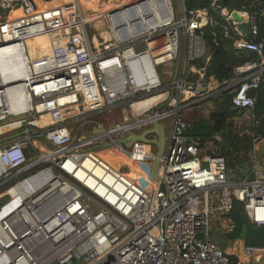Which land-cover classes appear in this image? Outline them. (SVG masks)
Instances as JSON below:
<instances>
[{
  "label": "built area",
  "instance_id": "built-area-1",
  "mask_svg": "<svg viewBox=\"0 0 264 264\" xmlns=\"http://www.w3.org/2000/svg\"><path fill=\"white\" fill-rule=\"evenodd\" d=\"M185 1L135 0L113 10L111 14L132 8L129 22L123 24L127 32L134 27L139 31L127 39L112 35L95 44L87 39L85 20L73 2L46 7L52 0H0V48L14 51L22 70V79L0 84V137L20 134L0 145V215L18 202L0 216V264H264L260 260L264 247L244 246L241 253L247 262L240 263L211 240V215H226L234 201L242 204L252 225L264 226V172L254 148L251 177L233 179L224 158L207 154L199 139L188 135L193 124L179 115L182 107L165 106L157 112L170 90L180 95L186 84L194 90L210 89L207 99L232 89V106L245 110L251 123L259 126L264 115L254 117L255 99L247 93L257 90L264 79L262 44L249 41L240 30L244 25L256 38L255 16L237 11L242 18L237 22L232 17L235 11L220 9V27L233 48L256 53L259 61L235 68L233 77L223 83L206 81L203 64L196 71L198 77L189 81L190 64L205 58L199 31L208 17L204 11L186 10ZM17 10L20 16L10 19ZM38 36L50 39V49L31 58L26 41ZM175 62V77L160 71ZM14 82L28 100L23 110L16 104L8 107L4 100L3 89ZM159 96L163 98L146 112L156 111L153 115L159 120L168 117L169 130L158 182L145 189L127 176L124 165L117 169L84 146L110 132L113 140L128 137L130 144L140 147L143 143L126 132L130 127L152 128L155 121L142 117L131 126L108 127L93 121ZM43 114L49 123L40 127L35 121ZM91 124L100 132L92 129L95 133L86 134ZM151 136L146 138H156ZM258 141L253 138L254 146ZM114 147L110 150L126 155ZM150 151L154 155L151 144L143 155L136 153L144 157ZM31 155L35 159L28 165ZM44 157L48 159L42 161ZM144 163L154 180L150 162ZM33 179L42 183L39 190L18 191L15 198L9 194ZM14 223L24 228L18 231ZM32 240L50 245V262H41L43 252L27 246Z\"/></svg>",
  "mask_w": 264,
  "mask_h": 264
},
{
  "label": "trees",
  "instance_id": "trees-1",
  "mask_svg": "<svg viewBox=\"0 0 264 264\" xmlns=\"http://www.w3.org/2000/svg\"><path fill=\"white\" fill-rule=\"evenodd\" d=\"M212 2L213 0H186L184 5L188 11L200 10L207 13L208 23L199 34L211 60L202 75L205 80L213 77L217 82L223 83L233 77L235 68L247 62L259 61L260 56L253 52L236 50L233 48V42L223 37L220 28L223 23L220 9L229 12L246 10L248 14L255 16L258 35L252 39V42L262 44L264 58V0H258L255 4L253 0H217L216 8L212 6ZM192 64L200 68L202 63L195 61ZM198 75L196 72L190 73L188 80L193 81ZM257 93L264 100V79L258 86ZM231 99L232 93L229 92L210 98L211 101L213 100L214 110L206 117L200 116L192 118V121L188 120L193 124V129L188 135L199 139L203 147L207 148V154L213 153L224 158L229 175L239 180L251 177L253 138L259 137V141L264 140V121L262 120L259 126L251 123L249 131L240 134L233 127L232 122L235 118L243 116L245 110L234 108ZM210 100L208 99L209 102ZM252 113L258 118L264 114V108L255 105ZM223 217L227 219L231 229L224 232L222 237H218L214 231L211 232V240L218 246L241 241L244 246L264 247V226L252 225L240 202L234 201L232 209Z\"/></svg>",
  "mask_w": 264,
  "mask_h": 264
},
{
  "label": "bare ground",
  "instance_id": "bare-ground-1",
  "mask_svg": "<svg viewBox=\"0 0 264 264\" xmlns=\"http://www.w3.org/2000/svg\"><path fill=\"white\" fill-rule=\"evenodd\" d=\"M52 1H54V0H52ZM60 1H63V4L72 3V2H68L67 0H60ZM69 1H72V0H69ZM75 1H77L75 3L73 2V4L75 6H77L79 4L82 7V3H81L80 0H75ZM133 1H135V0H130V1L123 0V2L121 0H111L109 2L110 3L109 7L107 6V4L105 6L101 5L103 3V0H95V1H93V3L90 4L91 8L89 10H87V12L90 13V19H92L93 17L95 18V16L100 14V13H102V15H104L106 9L109 10L104 15V18L107 21L106 27H108L110 32H111V34L107 33V38L105 40L92 39L93 43L99 44L101 42L109 40L111 38V35H113V36L120 35V37H122L124 39L125 38L127 39L130 36V34H132L135 31H139L138 29H136L134 27V30H130L129 32H127L125 30V25L123 24V21H126V22L128 21L129 22L130 13L133 11L132 8H130L126 12H123L125 10V9H123V10H121L119 12L111 14V11L122 9L123 7L128 5V3L133 2ZM44 6H46V5H44ZM19 16H20V11L19 10L13 11L10 14V19L15 18V17H19ZM121 25H123V26L119 27ZM26 47L28 49V53H29L31 58L39 57V56H42V55H45V54L48 53V51L50 49V39L47 36H38V37H35V38L27 40L26 41ZM169 65H171V64H169ZM20 71H22V70H21V64H20V60L18 58V55L14 51H12L9 47H1L0 48V84L1 85H7L8 83H11L12 81H16L17 82V80L22 79V75L20 74ZM16 82H14L15 84H11L10 86H7V87H5L3 89L4 90V95H5L4 96V100H5L6 104L8 105V107L11 108V106L13 104H16V105L20 106L21 110H23V108L25 107L26 103H28V100L27 99L25 100V97H24L23 92L21 90V85L19 83L17 84ZM37 90H40V89H37ZM185 94H186V96L190 95V93H188V92H185ZM162 98H163V96L152 97V98L147 99L144 102H140V103L135 104L133 107L135 108V106L142 105L145 102L155 103V101H156V103H157ZM146 107L147 106L145 104H143L141 106V110L143 108H146ZM139 108H140V106H139ZM124 110L123 111L125 112V114H124V118H123L122 123L126 124V126H131V124H133L134 121L137 118L143 120L144 118H142V117L147 118L148 121H150V120L151 121H155L154 124L156 123L158 125L162 121H167L168 120V117H165V118H162V119L159 120V116L153 115L154 112H156V111H150L148 114L146 112L141 117H135L133 119H128V118H126V112L128 110L127 109H124ZM35 122L40 127H43V126H45V125H47L49 123V117L47 115L43 114V115H41L39 117L38 121H35ZM122 123H117V124H122ZM154 124H153V126H154ZM146 125L149 127L150 123H146ZM142 127H144V126H141L139 128L137 127V128H134V129H132L133 127H130L128 129V131L126 132V134H128V133L132 134V135H134V137L141 136L143 134H142V131L139 130V129L142 128ZM160 128L162 129V126H160ZM93 129L97 130L98 132H100L98 130V126L97 125H95V127H93ZM108 133H110V132L103 133L105 135V136L102 135L103 139L101 138V139H98V140L96 139L93 142L92 141L88 142V143L85 144L84 147H90L95 152H97L96 147H100L101 144H102V142H99V141H103L104 142L105 140H108L109 138L113 137V136L108 135ZM86 134H91V132L90 133H86ZM143 136H146V135H143ZM136 139H138V138H136ZM119 142L121 144H123L122 146L124 147L125 144L129 143V138L126 137L124 140H120ZM141 142L143 144H141L140 147L134 145V142H133V144H131L132 148H134L135 150H142V149H145V146H149V144H150L149 140L141 141ZM108 147H113V146L108 145ZM97 153L99 154L100 157H102L105 161H107L110 165H112V163L109 162L107 159H105L103 156H101V154L99 152H97ZM155 154H156V152L153 155L151 151L148 154L150 160H152V163L154 162ZM47 159H48L47 157H44V158H42V161L43 160H47ZM124 162L127 163L128 166L130 167V175H127V176L130 179H132L135 183H137L141 187H144L145 189L153 188L157 184L158 177H159L158 176V170H157L156 174L153 175L155 179L152 180L150 178V176H149V166H147V168L145 169V173H143L140 170V164L138 163V158H134L133 156H131V157L127 156V158L126 157L124 158ZM149 165H150V169L152 171V164L149 163ZM0 166H1V164H0ZM115 168H117V167H115ZM1 170H2V166H1ZM34 180L35 179H33L32 181L27 182L26 184L22 185L19 188L12 189L13 192L16 194L18 191L23 192V190H31V188L35 189V190H39L41 188V184L42 183H39V181H34ZM53 185H54V183H53ZM14 198H15V196H14ZM17 203H18L17 201L12 202L8 207H6L3 210V212H2V214L0 216H4L6 213L9 212V210H13V208H15L17 206ZM27 218H28V216H27ZM28 221H30V220L28 219Z\"/></svg>",
  "mask_w": 264,
  "mask_h": 264
},
{
  "label": "rangeland",
  "instance_id": "rangeland-1",
  "mask_svg": "<svg viewBox=\"0 0 264 264\" xmlns=\"http://www.w3.org/2000/svg\"><path fill=\"white\" fill-rule=\"evenodd\" d=\"M68 2H77L75 0L69 1ZM82 3V7L78 4V9L80 11L81 14V18L85 20V28H84V32L87 36V39L90 42H93L92 39H97V40H105L107 38V33H110V30L108 27H106L107 25V21L105 20L104 16L102 15V13L98 14L95 16V18L93 17L92 19H90V13L87 12V10L90 9V4L93 3V0H80ZM108 2V0L106 1ZM103 1V3L101 4L102 6H105L107 4V6H109V3H106ZM63 4V1L60 0H54L51 3H49L46 6H60ZM77 7V6H75ZM112 39V35L111 38ZM176 62L174 63V65H166L163 66L160 71H164L166 73H170L172 74L173 77H175L176 74ZM187 91L186 89H184V92ZM192 94L189 96H186L185 93H183L182 95H178L176 90H170L169 91V96L167 101L165 102V104L161 105L158 107L157 112H162L165 108V106H169L170 108H175L177 107H182V109L179 112V115L187 120L192 121V118L194 117H206L209 112L214 110V105H213V100L210 102L208 101L207 98H205L208 95V91H206V93L202 95V93L199 94H195L194 93V89L192 90ZM232 89L229 91V93H231ZM191 92V91H189ZM207 99V100H206ZM125 111V110H124ZM122 109H118L115 110L113 112H111L110 114H104V115H99L98 117H96L94 119V123H101L103 124L105 127H108V125L112 124V123H122L123 118H124V112ZM163 125L166 127V130L168 132L169 130V120L167 121H163L162 122ZM233 127L235 128V130L239 131L240 134H245L249 131L250 128V123L249 121L246 119L245 115L241 116L239 118H235L232 122ZM69 131L72 133L75 130V126L71 125L68 127ZM93 129V125H88L86 127V130L88 131V133H90ZM92 133H95V131H92ZM1 138V137H0ZM108 142L103 143V141H99L102 142L100 147H96L97 151L101 154H103L109 161H114L116 159L122 160L124 159L126 156L131 157L134 155L133 151L129 149V144H125L124 147L122 146L123 144L119 143L116 140H113L112 138L108 139ZM260 144H256V148L258 149V155H262L263 156V163H261L258 167L260 170H262L264 172V140L259 141ZM108 145L111 146H115L117 151H123L126 155L122 156V157H117L114 153L113 147H108ZM108 147V148H107ZM114 147V148H115ZM101 152H100V151ZM153 152H156V148L153 146ZM204 152L207 150L206 147L203 148ZM110 158V159H109ZM35 157L31 155V157H29V162L28 165H30L33 161H34ZM256 159H258V156L256 155ZM261 159V158H259ZM146 162V160H142V163ZM146 164V163H145ZM259 164V163H258ZM125 170L129 171L130 167L128 165H124ZM145 167V165H144ZM0 172H1V166H0ZM9 194L14 197L15 193L13 192V190H10ZM210 221H211V226H212V231H214V233L218 236V237H222V234L224 232L229 231L230 225L229 222L227 221V219H225V217H223V215H217L215 213H213L210 217ZM14 227L16 230H21L24 228V225L22 223H14ZM27 246H29L30 248L37 250L39 249V253L43 252L42 255V259L40 260L41 262H50L51 261V253L49 255H47V251L50 249V245L47 243H39L35 240L32 241H28L27 242ZM36 249H35V248ZM226 254L234 256L237 258V260L240 263L243 262H247L245 261V258L243 257L242 249L244 247L243 243L241 241H237L234 243H226L225 245H220L219 246ZM52 252V250H50ZM56 253V252H55Z\"/></svg>",
  "mask_w": 264,
  "mask_h": 264
},
{
  "label": "crops",
  "instance_id": "crops-1",
  "mask_svg": "<svg viewBox=\"0 0 264 264\" xmlns=\"http://www.w3.org/2000/svg\"><path fill=\"white\" fill-rule=\"evenodd\" d=\"M93 1H95V0H93ZM92 1V2H93ZM104 2H106L107 0H103ZM111 0H108V2H106V3H109ZM122 2H123V0H121ZM125 1H130V0H125ZM253 3L255 4V3H258V0H253ZM109 5H110V3H109ZM47 7V6H46ZM109 7V6H108ZM107 7V8H108ZM91 8V7H90ZM226 10V9H225ZM109 10L108 9H106V11H105V13H104V15L108 12ZM233 11H235V12H237L238 10H233ZM230 12H232V11H230ZM240 12H245V13H247L248 14V12L246 11V10H241ZM264 13V12H263ZM103 15V16H104ZM256 20V19H255ZM221 28V27H220ZM222 30V29H221ZM222 33H223V31H222ZM224 37V36H223ZM229 40V39H228ZM232 41V40H231ZM204 45H205V43H204ZM233 45V44H232ZM205 58L204 57H202V58H200V59H197L196 60V62L198 61V62H200V63H202L201 64V66L204 64L206 67L208 66V64H209V62H210V60H211V56H210V54L208 53V50H207V48H206V46H205ZM207 60V61H206ZM193 63H195V62H193ZM200 66V67H201ZM205 67V68H206ZM190 68H191V73L192 74H194L195 72H196V70L197 69H199V67H195L193 64H190ZM164 72V71H163ZM211 79H212V81L214 82V83H219V82H217L213 77H210ZM209 78V79H210ZM208 79V80H209ZM207 81V80H206ZM210 89H207V91H209ZM212 90V89H211ZM185 92H188V93H190V95L192 94V92L193 91H191V92H189V90H187V91H185ZM183 94V93H182ZM181 94V95H182ZM155 103H156V101H155ZM155 103H151V102H145V103H143V104H145L147 107L146 108H143L142 110H141V106L143 105H139L140 106V108H139V106H135V108L133 107L132 108V110H128L127 112H126V118H128V119H133V118H135V117H141V116H143L145 113H146V110H147V108H149V107H152ZM139 109V110H138ZM138 110V111H137ZM142 114V113H144L143 115H141V116H139V114ZM244 115H245V117H246V119L249 121V123L251 124V118H250V114H248V113H244ZM243 115V116H244ZM264 115V114H263ZM163 122V121H162ZM159 123V125L160 126H162V129H163V131L165 132V134H166V127L163 125V123ZM143 129V130H142ZM150 129H152V128H140L139 130H141L142 131V134L143 135H147L148 133L147 132H149L150 131ZM145 133V134H144ZM150 137H152V136H150ZM149 138V137H148ZM146 140H149V141H152L153 140V138H149V139H146ZM261 141V140H260ZM120 143V142H119ZM127 144H129V149L130 150H132L133 151V153H134V155H133V157L134 158H138V159H140V161H138V163L140 164V170L143 172V173H145V169L147 168V164H145V163H142V160H146V161H149L150 162V164H152L153 165V163H152V160H150V158H149V156H144V157H141L140 155L142 154H144V151H145V149H142V150H135L134 148H132V146H131V144L130 143H127ZM150 144H151V142H150ZM150 144H149V146H150ZM257 145L258 144H260V142L258 141L257 143H256ZM256 146V145H255ZM254 146V154H255V156L257 155L258 156V159L259 158H261V159H263V156L262 155H258V149L256 148ZM97 149V148H96ZM138 151H140L141 153H140V155L138 154V153H136V152H138ZM98 152V151H97ZM101 152V151H100ZM101 154V153H100ZM117 157H122L121 155H119V154H116V153H114ZM101 156H103L105 159H107L103 154H101ZM126 158H127V156H126ZM110 159V158H109ZM108 160V159H107ZM109 161V160H108ZM109 162H111L112 163V165L113 166H115V167H117V168H120L121 167V165H128L127 163H125L124 162V159H122V160H119V159H116V160H114V161H109ZM144 165H145V167H144ZM127 175H130V170L127 172Z\"/></svg>",
  "mask_w": 264,
  "mask_h": 264
},
{
  "label": "water",
  "instance_id": "water-1",
  "mask_svg": "<svg viewBox=\"0 0 264 264\" xmlns=\"http://www.w3.org/2000/svg\"><path fill=\"white\" fill-rule=\"evenodd\" d=\"M232 17L237 21V22H242V18L236 13V12H233L232 13ZM240 30L241 32L246 35V38L249 40V41H252V38L250 35H248L247 33V28L246 26L242 25L240 27ZM185 88L186 90H189V91H192L193 87L191 84H186L185 85ZM195 91H197L198 93H206L207 89H205L204 87H202L201 89H195ZM247 96L250 97V98H253L255 99V104L256 106L258 107H262L264 108V100H262L258 93H257V90L256 89H252V90H249V92L247 93ZM167 108V107H166ZM148 134L147 135H155V139H153L151 142V144L156 148V154H155V159H154V162H153V165H152V173L153 175L156 174L157 170H158V165H159V160L161 158V156L163 155L164 153V148H165V141H166V135H165V132L160 128V126L158 124H154V126L152 127V129H150L149 132H147ZM20 136L19 133H14L12 135H9L7 137H3V138H0V145L6 143V142H9L13 139H16ZM135 138H138L137 140H140V141H146V136H136ZM40 141H42L46 146H48L49 148H53L51 146L50 143H48L45 139L43 138H40ZM258 163L259 165L261 163H263L262 159H259L258 160ZM261 262L264 261V255H262V257L260 258ZM255 263V261H254ZM256 264V263H255Z\"/></svg>",
  "mask_w": 264,
  "mask_h": 264
}]
</instances>
